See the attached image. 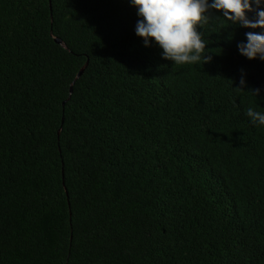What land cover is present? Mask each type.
Wrapping results in <instances>:
<instances>
[{"label": "trees", "instance_id": "1", "mask_svg": "<svg viewBox=\"0 0 264 264\" xmlns=\"http://www.w3.org/2000/svg\"><path fill=\"white\" fill-rule=\"evenodd\" d=\"M206 14L174 66L131 0H0V264H264L261 30Z\"/></svg>", "mask_w": 264, "mask_h": 264}, {"label": "clouds", "instance_id": "2", "mask_svg": "<svg viewBox=\"0 0 264 264\" xmlns=\"http://www.w3.org/2000/svg\"><path fill=\"white\" fill-rule=\"evenodd\" d=\"M138 10L135 34L149 46L151 41L163 50L162 58L174 62V66L208 63L210 56L203 55L206 44L199 26L206 24L210 17L206 14L214 9L223 14L224 22L252 30L246 32L247 43L238 45L240 54L249 60L259 57L264 60V0H131ZM255 5V7H253ZM249 13L253 17L249 18ZM246 87L243 74L237 91ZM258 96L259 89L250 90ZM247 117L252 124L264 126V113L249 107Z\"/></svg>", "mask_w": 264, "mask_h": 264}, {"label": "water", "instance_id": "3", "mask_svg": "<svg viewBox=\"0 0 264 264\" xmlns=\"http://www.w3.org/2000/svg\"><path fill=\"white\" fill-rule=\"evenodd\" d=\"M55 42H56L58 45H60L62 48L66 49L65 45H64L60 40L55 39ZM85 67H86V65L80 69V71L78 72V74H77L75 80H77V79L80 78V76L82 75V73H83ZM73 84H74V82H73ZM73 84H72V85H73ZM72 85H71V88H70V91H69V97H70V95H71V93H72ZM63 106H64V104H63Z\"/></svg>", "mask_w": 264, "mask_h": 264}]
</instances>
